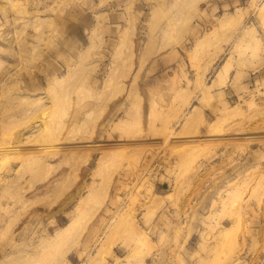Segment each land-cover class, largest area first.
I'll return each mask as SVG.
<instances>
[{
  "label": "rangeland",
  "instance_id": "rangeland-1",
  "mask_svg": "<svg viewBox=\"0 0 264 264\" xmlns=\"http://www.w3.org/2000/svg\"><path fill=\"white\" fill-rule=\"evenodd\" d=\"M263 5L0 0V264H264Z\"/></svg>",
  "mask_w": 264,
  "mask_h": 264
},
{
  "label": "bare ground",
  "instance_id": "bare-ground-1",
  "mask_svg": "<svg viewBox=\"0 0 264 264\" xmlns=\"http://www.w3.org/2000/svg\"><path fill=\"white\" fill-rule=\"evenodd\" d=\"M263 6H264V5H263ZM226 65H229V64H226ZM224 67H226V66H224ZM226 68L228 69L229 66H227ZM225 71H227V70L224 69V72H225ZM224 74H225V73H224ZM226 74H227V73H226ZM226 74H225V75H226ZM198 111H199V110H198ZM195 112H196V111H195ZM191 117H192V116H191ZM238 219H239V218H238ZM237 221H238L239 223H240V221H241V223H242V219H241V220H237ZM238 222H237V223H238ZM239 223H238V224H239ZM235 224H236V221H235ZM235 224H234V225H235ZM234 225L232 224V226H234ZM239 225H240V224H239ZM239 225H238V226H239ZM232 226H231V228H233ZM71 227H72V226H71ZM239 227H241V226H239ZM229 228H230V227H229ZM235 228H236V226H235ZM227 229H228V228H227ZM67 230H69V227H68ZM235 230H236V229H235ZM237 230H239V229H237ZM64 231H66V230L64 229ZM64 231H63V232H64ZM224 231H225V230H224ZM226 231H227V230H226ZM229 231H231V230H229ZM66 232H67V231H66ZM227 232H228V231H227ZM227 232H226V233H227ZM64 233H65V232H64ZM137 233H138V232H137ZM224 233H225V232H224ZM226 233H225V234H226ZM233 233H234V231H233ZM236 233H237V232H236ZM141 234H142V233H141ZM59 235H60V234H59ZM228 235H231V234L229 233ZM143 236L146 238V239H145V238H144V239L147 241V237L145 236V234H143ZM227 237H228V236H227ZM230 237H231V236H230ZM137 238L139 239V240H138V241H139V244H141L142 242H143V243L145 242V240L142 241V238H143V237L140 238V236H138ZM140 239H141V240H140ZM227 239H228V238H227ZM138 241H137V242H138ZM141 241H142V242H141ZM137 242H136V243H137ZM140 242H141V243H140ZM145 243H146V242H145Z\"/></svg>",
  "mask_w": 264,
  "mask_h": 264
}]
</instances>
